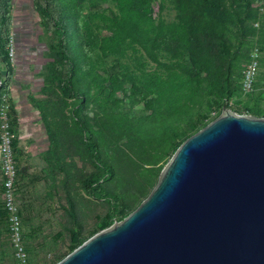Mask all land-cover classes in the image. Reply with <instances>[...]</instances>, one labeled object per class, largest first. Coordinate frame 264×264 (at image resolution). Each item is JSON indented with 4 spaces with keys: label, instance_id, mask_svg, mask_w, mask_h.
Returning <instances> with one entry per match:
<instances>
[{
    "label": "rangeland",
    "instance_id": "374dc122",
    "mask_svg": "<svg viewBox=\"0 0 264 264\" xmlns=\"http://www.w3.org/2000/svg\"><path fill=\"white\" fill-rule=\"evenodd\" d=\"M159 3L160 0L154 2L155 16L173 20L176 11L171 0L166 1L163 10H160ZM222 3L228 10L232 7V10L236 8L240 13L236 12L234 18L228 15L229 28L220 32L218 38L207 41L213 50L211 72L206 82L212 83L217 91L206 96L199 110L205 116L202 123L207 124L221 115L225 108L264 117L247 111L252 106L264 111V0H222ZM11 6L9 49L12 69L8 89L14 127L17 130L19 126L20 112L14 108L11 92L19 95L20 103L29 110L26 112L28 116L34 113L37 117L35 123L43 136V142L39 141L38 148L33 152L30 150L32 138L25 146H17V193L23 244L28 257L25 264H55L73 250V234L86 240L102 230L101 224L109 212L121 207L125 213L135 210L155 187L161 173L154 178V187L142 191L141 187L148 180V166L140 162L137 168H133L125 154L121 153L123 140L115 145L114 140L106 139L95 101L97 94H94L79 106V118L105 142L103 154L114 164L115 174L102 181L99 191L86 188L85 179L97 171V165L82 142L79 130L75 128L72 118L74 98L62 89L58 73L52 66L53 61L60 59L59 38L43 25L35 0H12ZM111 6L109 3H97L93 7L104 10ZM224 39L227 48L222 45ZM141 55L142 52L137 54L139 60H135V55H129L124 61L132 69L143 64L151 67L152 63ZM253 63L256 64L253 81L251 87L246 88L245 74ZM120 69L111 57L99 59L98 72L102 75ZM0 71L4 78L7 70L2 63ZM82 76V80L87 81L85 74ZM228 89L231 93L225 97L222 93ZM146 98L141 88H136L133 95L131 84L126 83L117 92L114 102H127L128 108L133 106V109L141 110ZM130 101L138 104H130ZM47 124L51 126L57 142L54 155L47 154L50 146ZM111 135L118 136L115 130H111ZM3 193L0 185V264H17L9 230V215L3 206Z\"/></svg>",
    "mask_w": 264,
    "mask_h": 264
},
{
    "label": "trees",
    "instance_id": "16d2710c",
    "mask_svg": "<svg viewBox=\"0 0 264 264\" xmlns=\"http://www.w3.org/2000/svg\"><path fill=\"white\" fill-rule=\"evenodd\" d=\"M155 1L35 0L43 25L59 38L60 59L53 61L52 66L58 73L62 89L74 98L72 118L75 128L96 161L97 171L85 179L88 190H101L102 181L115 174V166L103 154L105 142L79 118V106L84 104L87 97L97 94L95 101L106 139L114 140L115 145L123 140L121 153L125 154L133 168H137L140 162L147 164L148 180L141 187L142 191L154 187V178L161 173L181 143L207 124L202 123L205 116L199 110L206 96L217 92L212 83L206 82L211 72L213 50L207 41L218 38L220 32L228 29V15L234 18V14L240 11L238 13L236 8L228 10L223 7L222 0H171L176 14L173 20L167 21L155 16ZM166 1L160 0V10L166 7ZM97 3H109L113 7L94 9ZM11 5L12 0H0V64L7 70L4 78L0 71V104L4 93L10 95ZM222 45L227 48L226 39ZM139 52L147 62L152 63L151 67L143 64L132 69L124 61L129 55H135V60H139ZM101 57H111L121 69L102 75L98 72ZM84 74L87 81L82 80ZM126 83L131 84L133 95L136 88H141L147 95L143 109L128 108L127 102H114L117 92ZM230 93L228 89L222 94L228 97ZM129 103L135 104L133 101ZM247 111L264 116V111L255 106L248 107ZM238 112L243 113L242 110ZM44 119L47 120L46 116ZM11 122L16 134L13 147L18 186L19 138L12 113ZM46 128L50 139L47 154L54 155L57 150L55 134L49 124ZM111 130H115L118 136L111 135ZM128 214L122 207L116 208L105 216L101 228ZM84 241V238L73 234L72 249Z\"/></svg>",
    "mask_w": 264,
    "mask_h": 264
},
{
    "label": "water",
    "instance_id": "95a60500",
    "mask_svg": "<svg viewBox=\"0 0 264 264\" xmlns=\"http://www.w3.org/2000/svg\"><path fill=\"white\" fill-rule=\"evenodd\" d=\"M55 264H264V117L223 109L135 210Z\"/></svg>",
    "mask_w": 264,
    "mask_h": 264
},
{
    "label": "built area",
    "instance_id": "2783aa9c",
    "mask_svg": "<svg viewBox=\"0 0 264 264\" xmlns=\"http://www.w3.org/2000/svg\"><path fill=\"white\" fill-rule=\"evenodd\" d=\"M256 64L249 66L245 74V87L250 88ZM2 80L0 79V84ZM10 95L4 93L0 104V173L3 179L4 206L9 215V230L15 250L17 264H25L28 260L23 244L21 227V209L17 193L18 169L13 147L15 133L12 129Z\"/></svg>",
    "mask_w": 264,
    "mask_h": 264
},
{
    "label": "crops",
    "instance_id": "0c3cea01",
    "mask_svg": "<svg viewBox=\"0 0 264 264\" xmlns=\"http://www.w3.org/2000/svg\"><path fill=\"white\" fill-rule=\"evenodd\" d=\"M16 92H11V96L13 98V105L14 108L20 112L19 117V126L17 128L18 130V138H19V147H23L27 144V141L29 138L33 139V142H31L30 150L33 152L38 148L39 141L43 142V136L41 135L42 131L39 130L37 127V123H35L36 116L34 113H31L30 116L27 115V111H29L26 107L22 106V103L19 101V95H15ZM19 101V102H18ZM22 106V107H21ZM23 108V109H22ZM33 114V115H32ZM28 116V117H27ZM0 185L3 187V179L2 175L0 173Z\"/></svg>",
    "mask_w": 264,
    "mask_h": 264
}]
</instances>
